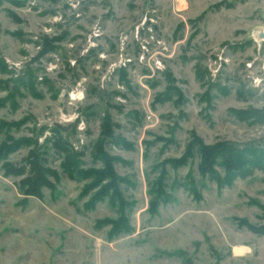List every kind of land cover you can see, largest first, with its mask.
<instances>
[{"label":"rangeland","instance_id":"374dc122","mask_svg":"<svg viewBox=\"0 0 264 264\" xmlns=\"http://www.w3.org/2000/svg\"><path fill=\"white\" fill-rule=\"evenodd\" d=\"M262 29L264 0H0V264H264V166L200 170L264 150Z\"/></svg>","mask_w":264,"mask_h":264},{"label":"trees","instance_id":"16d2710c","mask_svg":"<svg viewBox=\"0 0 264 264\" xmlns=\"http://www.w3.org/2000/svg\"><path fill=\"white\" fill-rule=\"evenodd\" d=\"M201 154L202 160L200 163V170L205 174L215 171L214 165L218 163V157H222V164L227 167L229 171H233L236 174H241L242 176H246L247 174V169H245V166H248V168H262L264 166V162L262 161V158H264V150L257 147L254 148L251 146H247L243 150H237L236 148L225 145H205L201 148ZM105 162L106 168L95 171L94 177L96 176L101 181L104 179H108V181L103 185L100 192L94 194V196L89 199V201L87 202V206L92 207V205L97 200H103L106 196H108L110 199V203L118 207L121 214L118 218L100 221L101 224L109 222V224L112 226L109 232V237L115 238L120 236L121 234L131 232L133 227L131 226L130 219L124 213L126 205L128 206V202L124 199L122 192L118 188V179L120 178L111 171L112 169L110 167V164L107 161ZM71 163L73 164V166L76 165L74 162ZM35 167L39 168V165L36 163ZM78 172L88 174L85 175V177L91 176V174H89V171L84 169ZM40 179L47 182L45 176L42 174ZM30 191L34 192L35 189L32 187Z\"/></svg>","mask_w":264,"mask_h":264},{"label":"bare ground","instance_id":"6f19581e","mask_svg":"<svg viewBox=\"0 0 264 264\" xmlns=\"http://www.w3.org/2000/svg\"><path fill=\"white\" fill-rule=\"evenodd\" d=\"M260 31H264V29H262V30H260ZM260 31H258V33H259ZM263 39H264V38H263ZM246 248H247V247H246ZM243 251L246 252V250H245L244 247H241V246H236V247H235V252H236V253H242ZM243 253H244V252H243Z\"/></svg>","mask_w":264,"mask_h":264},{"label":"water","instance_id":"95a60500","mask_svg":"<svg viewBox=\"0 0 264 264\" xmlns=\"http://www.w3.org/2000/svg\"><path fill=\"white\" fill-rule=\"evenodd\" d=\"M260 37L264 38V31L259 32Z\"/></svg>","mask_w":264,"mask_h":264}]
</instances>
